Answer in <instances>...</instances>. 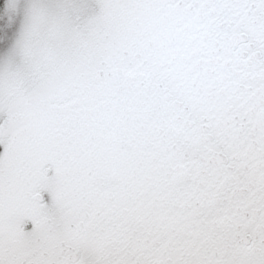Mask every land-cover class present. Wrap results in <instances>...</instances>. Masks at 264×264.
<instances>
[{
	"label": "snow or ice",
	"instance_id": "snow-or-ice-1",
	"mask_svg": "<svg viewBox=\"0 0 264 264\" xmlns=\"http://www.w3.org/2000/svg\"><path fill=\"white\" fill-rule=\"evenodd\" d=\"M0 264H264V0H0Z\"/></svg>",
	"mask_w": 264,
	"mask_h": 264
}]
</instances>
